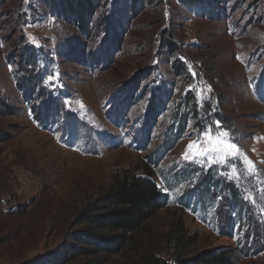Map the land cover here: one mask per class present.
Listing matches in <instances>:
<instances>
[{
  "label": "rangeland",
  "instance_id": "374dc122",
  "mask_svg": "<svg viewBox=\"0 0 264 264\" xmlns=\"http://www.w3.org/2000/svg\"><path fill=\"white\" fill-rule=\"evenodd\" d=\"M85 1L0 0V264H142L140 251L171 264L162 233L176 219L195 239L186 259L228 248L264 264V0ZM139 163L161 209L117 254L73 250L118 233L85 218Z\"/></svg>",
  "mask_w": 264,
  "mask_h": 264
},
{
  "label": "trees",
  "instance_id": "16d2710c",
  "mask_svg": "<svg viewBox=\"0 0 264 264\" xmlns=\"http://www.w3.org/2000/svg\"><path fill=\"white\" fill-rule=\"evenodd\" d=\"M79 1L81 3L86 2L85 0ZM180 1L186 4H196L200 3L202 0ZM83 11L84 13L79 15L76 19V21L79 20L81 24L85 18L86 20L88 18V15L86 16V11H89V14L93 13V7L89 10L84 9ZM167 51V54L173 56L176 53V47L169 43ZM24 56L28 65L33 66V53L27 50L26 53L24 51ZM172 68L174 69V75H182L183 65L181 62L172 63ZM32 71L34 72V69ZM34 83H37L36 80ZM219 101H221L220 98ZM205 105H207L208 111H210V103L207 102ZM197 110L194 104L193 108L191 107L193 119L197 117ZM213 116L217 118L220 123L224 122L226 124H231V121L228 117H224V114L219 115V113H216ZM180 128H185L184 123ZM176 138L177 135H174L172 140H176ZM214 177V174L210 175L206 172L203 177L204 181H201L203 185L201 189L202 193L208 192L209 187L216 184ZM240 192L238 187L232 189L233 202L236 208L238 206L240 207L242 203L238 195ZM186 196H188L187 198L189 199L188 203L190 201L192 202V194ZM164 199L165 195L153 180V173L142 163H139L135 169L129 168L114 176L107 192L94 202V205L102 212L86 215L85 221L90 227L95 228L97 231L108 230L118 233L110 237H101L95 232H89L85 236L78 235L75 238L76 241L81 244H87L89 247H72L73 250L81 253H105V255H114L121 251L122 248L129 247L130 245L132 246L135 241L132 234L143 229L144 224L161 209ZM182 202L184 203V199ZM251 210L252 209H250V211ZM246 212L248 211L246 210ZM230 231L231 227L222 228V234H226L227 236L230 235ZM162 234L164 243L172 252L171 264H235V253L237 249L228 248L204 251L186 259L185 257L188 254L187 248L194 244L195 239L187 233L186 226L180 219L171 222L168 230ZM153 252L154 251L138 252L142 259V264H168L159 256H154ZM91 264H100V261L97 260V262Z\"/></svg>",
  "mask_w": 264,
  "mask_h": 264
},
{
  "label": "snow or ice",
  "instance_id": "6c2138e0",
  "mask_svg": "<svg viewBox=\"0 0 264 264\" xmlns=\"http://www.w3.org/2000/svg\"><path fill=\"white\" fill-rule=\"evenodd\" d=\"M209 142L211 143V138H209ZM218 143L225 144L227 146V148H229V149H235V145L229 144L227 141L218 140ZM193 147H198V146L194 145V144L193 145H189V148H193ZM208 151H223V149L212 148V149H209ZM237 151H238V149H237ZM205 154H207V153H205ZM226 160H227V153L225 154V161ZM249 164H251L250 161H249Z\"/></svg>",
  "mask_w": 264,
  "mask_h": 264
}]
</instances>
